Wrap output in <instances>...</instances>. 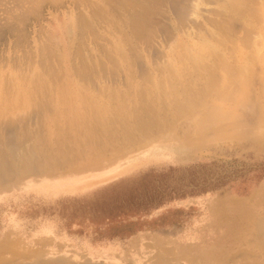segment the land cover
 I'll return each instance as SVG.
<instances>
[{
    "label": "rangeland",
    "instance_id": "374dc122",
    "mask_svg": "<svg viewBox=\"0 0 264 264\" xmlns=\"http://www.w3.org/2000/svg\"><path fill=\"white\" fill-rule=\"evenodd\" d=\"M230 3L0 0V264H264V0Z\"/></svg>",
    "mask_w": 264,
    "mask_h": 264
},
{
    "label": "bare ground",
    "instance_id": "6f19581e",
    "mask_svg": "<svg viewBox=\"0 0 264 264\" xmlns=\"http://www.w3.org/2000/svg\"><path fill=\"white\" fill-rule=\"evenodd\" d=\"M202 1V0H201ZM230 4L233 6V8L237 11V12H243V11H248L249 13H251L252 12V10L250 11V10H246V8L244 7V0H230ZM154 3V2H153ZM155 5H156V3H154ZM200 4V3H199ZM198 4V5H199ZM154 5V6H155ZM197 5V4H196ZM258 5V4H257ZM157 6V5H156ZM247 6V5H246ZM172 9V8H171ZM193 9V8H192ZM253 13V12H252ZM162 15V14H161ZM259 16V15H258ZM138 19V18H137ZM136 19V20H137ZM262 19V18H261ZM135 20V21H136ZM144 20V19H143ZM257 21V20H256ZM183 22V21H182ZM185 22V21H184ZM144 21H142V22H140V20H139V23L138 22H135V27H134V29H133V33H134V36L135 35H138V33H139V31L141 30V28H145V26H144ZM148 31V30H147ZM256 36V35H255ZM247 41L249 40V39H246ZM261 42V41H260ZM245 43V42H244ZM247 43V42H246ZM257 43H259V42H257ZM255 44V43H254ZM257 45V44H256ZM249 45H247V47H248ZM252 46V45H251ZM258 46V45H257ZM245 47V46H244ZM246 47V48H247ZM255 47V46H254ZM249 48V47H248ZM249 49H251V47L249 48ZM252 50V49H251ZM256 50V49H255ZM254 51V50H253ZM259 51V50H258ZM255 52V51H254ZM231 55V54H230ZM258 56V55H257ZM231 58V57H230ZM172 59V58H171ZM217 64L222 68V69H227V71H225V72H227L226 74H228L229 76V78L230 77H234L235 75H236V71H237V69H235V68H233V67H228L227 65H228V62H226L225 63V61L222 59V58H219L218 59V62H217ZM232 66V65H231ZM48 68H50V67H48ZM236 70V71H235ZM237 72H240V71H237ZM112 74V73H111ZM79 76V75H78ZM85 77V76H84ZM209 77L210 78H208L209 80L213 77L212 75H209ZM215 78V77H214ZM213 78V79H214ZM213 79H211V80H213ZM231 80H232V78H230ZM209 81V82H207V84H206V86H205V90H209L210 88H213V86H214V88H215V85L213 84V86L211 85V82H213V81ZM215 81H218V80H216V78L214 79ZM231 80H229L230 82H231ZM233 80H234V78H233ZM214 81V83L216 84V85H218V83H216ZM220 82V81H219ZM209 83V84H208ZM234 83V82H233ZM223 84V83H222ZM235 85V84H234ZM241 85V84H240ZM167 86H168V94H169V96L173 99V102H174V105H175V107L174 108H176V113L178 112V113H184V110H187V109H189V108H191L196 102H197V99H195L194 97H193V94L194 93H191V92H188V96L186 97V98H181V97H179L178 96V91L177 90H175V87L171 84V83H167ZM202 86H203V84H202ZM208 86L210 87V88H208ZM223 86H224V84H223ZM227 86V85H226ZM235 87L236 86H233V88L235 89ZM199 88V87H198ZM229 88V87H228ZM232 88V89H233ZM177 91V92H176ZM229 91L230 90H228L227 89V92L225 91V93H229ZM183 92L184 93H186L187 92V90H186V88H184L183 89ZM224 93V92H223ZM223 93H221L220 94V97L221 96H225ZM195 95V94H194ZM43 102H45V101H43ZM46 104H47V101H46ZM80 109H79V108ZM77 107V105L76 104H72V105H70V110H71V112L72 113H75L74 115L75 116H73L74 118H72L70 121V123H69V125L70 126H75V124H76V126H77V124L78 125H88L89 124V122L91 121V124L92 123H95L96 125H94V126H92V129H91V132H92V136H94V133H95V136H98L97 135V127H98V125L100 124V120H101V118H100V116H101V112L99 111V110H97V109H95V111L97 112V113H99V114H94V116H93V118H92V116H91V114L88 116L87 114H86V112H87V110H83V108L79 105ZM43 108V107H42ZM102 108V107H101ZM47 109V108H46ZM50 109V108H49ZM146 109L150 112V114H151V120L152 121H150V122H141V120H140V124H141V127H143V128H145L144 126H147V125H149V123H155L156 121H158V119L156 118V114H157V112L156 111H154V109H148V107H147V105H146ZM35 110H37V109H35ZM45 110V109H44ZM43 110V111H44ZM51 110V109H50ZM37 111H40V109H38ZM147 113V112H146ZM213 114V113H212ZM40 115V114H39ZM223 115V114H222ZM38 116V115H37ZM147 116V115H146ZM164 117V116H163ZM215 117V118H214ZM216 117L217 116H215V115H207V116H205V117H203L201 120H199V122H198V128H200V127H205V126H207L208 127V124H212V126H215V122L217 121V119H216ZM22 117H20V119H21ZM218 119H219V117H217ZM23 119V118H22ZM38 119H40L39 117H38ZM37 119V120H38ZM91 119H93V121L91 120ZM150 119V118H149ZM213 119H216V121H214ZM24 120V119H23ZM22 120V121H23ZM26 120V119H25ZM9 121V120H8ZM27 121V120H26ZM211 121H213V122H211ZM10 122V121H9ZM218 122H221V120H219ZM12 123V122H11ZM16 123V122H15ZM15 123H13L14 125H15ZM42 123H43V121H42ZM213 123H214V125H213ZM26 124H27V122H26ZM205 125V126H204ZM24 126V125H23ZM26 126V125H25ZM166 126V125H165ZM216 126H217V124H216ZM137 127H139V126H137ZM41 128H42V126H41ZM99 128V127H98ZM167 128V127H166ZM234 127L232 126V129H233ZM42 129H44V128H42ZM78 129H79V127H78ZM161 129V128H160ZM201 129V128H200ZM212 129H214V127H212ZM237 129V128H236ZM66 130V129H65ZM162 130V129H161ZM160 130V131H161ZM227 131V130H226ZM225 131V132H226ZM235 131V130H234ZM241 131V130H240ZM29 132V131H28ZM28 132H26V133H28ZM125 132V131H124ZM129 132V131H128ZM151 132H152V130H151ZM217 132V131H216ZM225 132H221V133H225ZM34 133V132H33ZM66 133V132H65ZM99 133H100V131H99ZM118 133H120V132H118ZM126 133V132H125ZM143 133H144V131H143ZM228 133V132H227ZM227 133H225V134H227ZM236 133V132H235ZM25 134V133H24ZM30 133H28V135H29ZM68 134V133H67ZM136 134H138V133H136ZM145 134V133H144ZM149 134V133H148ZM215 134V133H214ZM219 135H222V134H220V133H218ZM217 133H216V135H218ZM228 134H230V133H228ZM31 135V134H30ZM103 135V134H102ZM120 135V134H119ZM22 136V135H21ZM61 136V135H60ZM121 136V135H120ZM128 136V135H127ZM138 136V135H137ZM213 136V135H212ZM215 136V135H214ZM228 136V135H227ZM240 136V135H239ZM245 136V135H244ZM18 137H20V136H18ZM35 137V136H34ZM38 137V136H37ZM58 137H59V135H58ZM99 137H100V135H99ZM207 137H209V136H207ZM217 137V136H216ZM224 137V136H223ZM129 138V137H128ZM139 138V137H138ZM211 138V137H210ZM210 138H208V139H210ZM38 139L40 140V138L38 137ZM54 139H56V138H54ZM214 139V138H213ZM215 139H217V138H215ZM219 139V138H218ZM73 140V139H72ZM141 140V139H140ZM129 141H130V138H129ZM9 142V141H8ZM40 142V141H39ZM57 142V141H56ZM123 142V141H122ZM141 142V141H140ZM60 143H62V142H60ZM139 143V142H138ZM0 144H1V142H0ZM123 144V143H122ZM129 144V143H128ZM8 145V144H7ZM33 145V144H32ZM39 146H40V144H39ZM63 146V145H62ZM97 146V145H96ZM124 146H125V144H124ZM58 147V146H57ZM69 147V146H68ZM102 147V146H101ZM107 148V147H106ZM111 148H112V146H111ZM48 149V148H47ZM47 149H46V151H47ZM58 149V148H57ZM105 149V148H104ZM31 150H32V148H31ZM31 150H29V152H30V154H31V152L33 151H31ZM55 150V149H54ZM65 150V149H64ZM112 150V149H111ZM110 150V151H111ZM154 150V149H153ZM1 151V150H0ZM48 152V151H47ZM53 152H55V151H53ZM67 152V151H66ZM23 153H25V152H23ZM26 154V153H25ZM32 154H34L33 152H32ZM52 154V153H51ZM62 154H63V151H62ZM79 154V153H78ZM27 155V154H26ZM25 155V156H26ZM6 156V155H5ZM5 156H4V154H0V167H5L6 165L7 166H9L6 162V158H5ZM25 156H24V158H25ZM35 155H33V157H34ZM51 156H53V155H51ZM54 156H55V154H54ZM69 156V154L67 155V157ZM21 158L23 157V156H20ZM19 157V158H20ZM42 157H43V155H42ZM61 157V156H60ZM66 157V156H65ZM74 157V156H73ZM72 157V158H73ZM52 158V157H51ZM57 158V157H56ZM71 158V159H72ZM80 158V157H79ZM78 158V159H79ZM6 159V160H5ZM31 159H32V156H31ZM38 159V158H37ZM43 159V158H42ZM33 160V159H32ZM36 160V159H35ZM52 160V159H51ZM57 160H58V158H57ZM62 160V159H61ZM6 161V162H5ZM25 161V160H24ZM37 161H40V160H37ZM59 161V160H58ZM57 161V162H58ZM36 162V161H35ZM41 162V161H40ZM51 162H56V160L54 159V160H52ZM12 164V163H11ZM10 164V165H11ZM27 164V162L25 161L24 162V165H26ZM58 164V163H57ZM57 164H55L56 165V167H58L57 166ZM18 165L20 166V164L18 163ZM31 165V164H30ZM73 165V164H72ZM19 166H18V170H19ZM28 167H32V166H27V167H23V170H22V172L24 173V168H26L25 169V172H27V169H29ZM34 167V166H33ZM51 167V166H50ZM35 168V167H34ZM9 168H7V170H8ZM52 169H53V167H52ZM10 170H11V168H10ZM14 171L16 170V169H13ZM43 170V169H42ZM45 170H47V169H44V171L43 172H45ZM51 171V170H50ZM11 172V171H10ZM30 172H32V171H30ZM2 175V174H1ZM60 178V177H59ZM58 178V179H59ZM56 180V179H55ZM64 181V180H63ZM57 184L58 183H60V182H62L61 180H57V181H55ZM255 227L258 229V230H260L259 232H260V234L262 235V236H264V221H258V222H256L255 223ZM261 231H263V232H261ZM263 239V238H262ZM260 241H261V239H259ZM258 242V246L259 247H262V248H264V243H263V241L262 242ZM203 256H204V253L202 254Z\"/></svg>",
    "mask_w": 264,
    "mask_h": 264
},
{
    "label": "crops",
    "instance_id": "0c3cea01",
    "mask_svg": "<svg viewBox=\"0 0 264 264\" xmlns=\"http://www.w3.org/2000/svg\"><path fill=\"white\" fill-rule=\"evenodd\" d=\"M255 227V226H254Z\"/></svg>",
    "mask_w": 264,
    "mask_h": 264
}]
</instances>
